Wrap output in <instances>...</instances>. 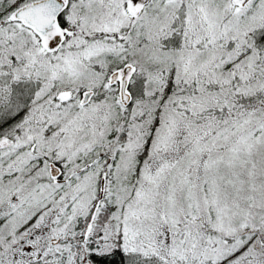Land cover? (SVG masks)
<instances>
[{
  "label": "snow or ice",
  "instance_id": "6c2138e0",
  "mask_svg": "<svg viewBox=\"0 0 264 264\" xmlns=\"http://www.w3.org/2000/svg\"><path fill=\"white\" fill-rule=\"evenodd\" d=\"M0 264H264V0H0Z\"/></svg>",
  "mask_w": 264,
  "mask_h": 264
}]
</instances>
